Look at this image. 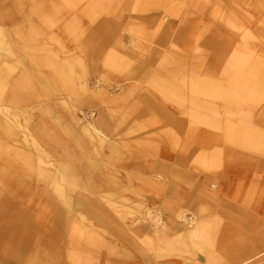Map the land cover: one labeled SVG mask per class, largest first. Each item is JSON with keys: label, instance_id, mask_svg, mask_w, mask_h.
Segmentation results:
<instances>
[{"label": "rangeland", "instance_id": "obj_1", "mask_svg": "<svg viewBox=\"0 0 264 264\" xmlns=\"http://www.w3.org/2000/svg\"><path fill=\"white\" fill-rule=\"evenodd\" d=\"M230 4L243 14L245 30L224 21ZM0 22L1 53L15 66L5 91L23 73L37 87L51 88L38 90L20 114L23 123L30 116L33 137L51 154L43 168L52 174L59 159L82 157L65 127L83 137L88 157L77 191L104 214L98 220L79 208L83 221L73 212L77 225L96 239L86 235L80 245L71 237L74 219L67 216L60 228L46 221L50 207L60 205L50 177L33 171L18 193L6 186L2 172L8 166L0 157V206L11 201L22 209L8 213L5 206L0 214V264H264V149L230 138L247 125L264 136V97L247 98L249 91H264V76L245 65L238 97L219 91L228 89L236 56L260 58L264 68V0H0ZM249 29L253 38L244 37ZM36 56L43 58L38 64ZM166 62L181 67L175 74L179 96L161 87ZM64 69L75 78L68 87L60 82ZM194 78L213 82L219 94H192ZM193 112L213 123L196 120ZM78 119L97 121L107 141L100 145L87 136ZM45 127L47 137H40ZM57 135L72 148L69 158L50 142ZM27 139L17 128L11 146L36 155L29 131ZM19 213L33 227L15 258V247L6 245L18 228L7 225Z\"/></svg>", "mask_w": 264, "mask_h": 264}, {"label": "bare ground", "instance_id": "obj_2", "mask_svg": "<svg viewBox=\"0 0 264 264\" xmlns=\"http://www.w3.org/2000/svg\"><path fill=\"white\" fill-rule=\"evenodd\" d=\"M169 1H172V0H169ZM255 4H257V3H255ZM229 6H231V7H230L229 11L227 12V14L224 16V21L228 25H230L236 29H244L245 30L244 24H246V23H245L244 17L242 16L243 14H240L239 12H237L236 9L231 4ZM260 8H262V5ZM260 8L258 7L257 9H260ZM253 9H255V8H253ZM173 10L174 9H172V11ZM37 12L42 17L43 20L47 18L46 17L47 16L46 15V9H45V7H43V5H40L39 7H37ZM242 17H243V19H242ZM240 18H241V22L243 24L240 23ZM243 34H244V37H248V38L255 36L254 31L251 29L246 30L245 33H243ZM29 41H30V39L27 37V43L28 44L30 43ZM1 50L2 51L6 50V47H5V41H4L3 25L0 22V157L4 161L7 162V166H8V170L6 168L2 172L3 178L4 179L8 178L6 180V183H7L6 186L9 187L10 189L15 188L16 192L19 193L20 190L28 187L27 186L28 185V177L30 176V174L33 171L38 176H41L43 178H45V177L49 178L50 177V181H52L54 193L56 194V197L59 199L60 205H59L58 200H57L58 204L56 203L57 205L50 207V213L51 214L50 213H49L50 215L48 214V216L46 217V221L50 222V224L60 228V227L64 226L65 219L68 216V218L70 217L71 219H74V221L72 222L73 226L71 227V230H70L71 237L75 238L74 240H76L81 245L83 243L85 236L87 235L88 238L86 237L85 240L89 239V237H90L91 241H96V239L94 237H91V234H88V233L86 234L85 231L83 230V228H81L79 225H77L78 219L76 216L78 213H80L81 220H83V221L87 220V216L82 213L83 211H81V209L79 210V208H85L83 210L87 214L93 215L94 217H96V219L101 220L102 218H104V214H103L102 209L98 208L92 202H90V201L88 202L86 200L87 198L84 196V194L77 191V188L80 187V180H81L80 176L78 174V171L82 169L81 167L84 163V158L88 157V151L86 149V143L82 139L83 137L76 134V132L71 130L69 127H65V131L68 134H73L71 137H72L73 141L76 143L77 147L80 149L81 152L79 151V154L82 157L79 158L78 160H74L73 162L69 161V160L68 161L67 160L61 161V159H59V162H57L55 165L56 171L52 174L49 173L48 169L43 168L42 162L44 163V161H43L44 158L46 156L50 157L51 154L47 150H45L44 148L39 147V142L37 141L38 138L33 137L35 135L29 129L28 118L30 116H28V115L25 116V119H24L25 121L23 123V119L21 118L20 114L27 112V109H25V106L28 104V102L31 98L37 96L38 90L43 91V92H51V88L48 85H43L42 87L41 86L37 87V84L33 81L31 75L29 73H27V74L23 73L12 81V83L9 87V91L6 92L5 88L8 86L7 84L9 83V76L13 72V70L15 69V66H14V63L11 64L10 62L5 61V59L1 53ZM11 51H12V48L10 46L9 52H11ZM239 54H240V52H239ZM190 55H192V54H190ZM236 57L237 58L234 61H231L230 66L228 67L227 74H229L231 77V81L229 83L228 89L227 88L226 89L225 88L224 89L219 88L220 92L223 91L221 93L222 96L227 98V99H230V100H232V99L234 100L236 98V96L238 97L239 92H237L235 90H239L244 83L246 84V81L244 82L242 75H241V72H240L242 67H244L245 65L249 66L250 68L252 67L251 68L252 70H255L256 72L258 71L260 76H262V77L264 76V74H263L264 72H262V71H264L263 70L264 68H261L260 58L258 60L259 62H253L251 60V57L247 53L242 54L240 56H236ZM175 58H176V56H175ZM257 59H258V57H257ZM42 60H43V58L40 56H36L34 59V61L37 64L39 62H41ZM185 60H186V58H185ZM162 62H163V60H162ZM124 66H126V65H124ZM185 67H184V70H185ZM190 67L192 68V66H190ZM186 68L188 69V67H186ZM71 70L72 69H70V71H66L64 69L62 72L60 71V73H59L60 82L63 83L65 85V87H68L67 85H70L75 80L73 72ZM179 72L180 71L174 72V69L172 70V68L167 67L166 71L161 72L163 75H160L161 87L163 89H165L166 91H168V93L173 97L179 96V92H180L179 91L180 88L177 86L178 84L176 85V81H175V78H176L175 73L179 74ZM129 76H130V74H129ZM131 76H133V75L131 74ZM184 76H185V74H184ZM186 77H190V76L186 75ZM191 77H192V75H191ZM191 81H192V83H191L192 94L194 93L193 90H195L197 92L199 91L202 93H208V94H213V95L219 94V93H215L217 91V88L214 87V85L212 84L213 82L208 81L206 78L203 80H200L198 78H194V79H191ZM186 82H187V80H186ZM221 83H223V82H221ZM245 84H244V86H245ZM146 89H148V88H146ZM254 90L249 91V94H247L248 99L254 101L255 99H259L260 97H264V91H260L258 89L255 91ZM180 95H181V93H180ZM181 99H182V97H181ZM163 100H164V98H163ZM204 102H206V101H204ZM184 103H186V102L184 101ZM222 103H223V101H222ZM196 108H198V105ZM209 112H211V111H209ZM193 117L196 120L201 121V122L206 123V124L213 123L207 117H205L199 113H196V112H193ZM218 120H219V118H218ZM77 121L79 122V119ZM222 123H224V121H222ZM80 125L82 127V130L85 131L86 135L91 137L92 139H96V141L100 145H102L103 143H105L107 141L106 136L104 135V132L102 131V129H100V125L97 121L90 120L85 124L80 123ZM247 126H250V125H247ZM247 126L244 127L246 129L242 130L241 135H236V138L233 135V136H230V138H232V139L234 138V140H236L239 144L244 145V146H251V147L264 149V136L259 131H255L253 129H250V127L248 128ZM17 128H21L23 130L26 140H28L27 138H28V131H29L30 136H32V139H33V144H35L37 147L38 153H36V155H33L30 152H25L22 149L13 148L11 146L12 145L11 140L17 132ZM237 130H238V128H237ZM223 131H225V129ZM47 132H48L47 127L42 128L39 131L40 137H47ZM50 138H51V141H50L51 143H53L57 146H62L64 148L63 155H65L66 158H69L70 156H72V153H73L72 148L69 146H66L67 142L62 141V138H60L59 135H57L56 137L51 136ZM219 152L220 151H218V153ZM205 160H207V159H205ZM34 161L37 162L38 166L35 165ZM46 163H50L51 165L55 164L54 162H46ZM88 163L90 165L94 166L93 161H88ZM15 168H17L18 170L14 171L11 174L10 172H12ZM9 174H11V175H9ZM158 177L161 178L162 176H158ZM0 188H1L0 189V196H1L2 192H3L2 190L4 188H3V186H0ZM18 195H20V194H18ZM74 195H75V197H74ZM19 202H21V200H19ZM3 203L0 206V214L1 215H4V213H5V206L8 209V211H7L8 213L14 212L16 207H19V205H17L16 202L7 201L6 205H5V202H3ZM19 211H22V209L20 208ZM73 212H75L77 214L73 215ZM21 215L22 214L19 213V216H17L15 219L10 220L8 222V225H7V227H9L11 230L14 228H18V229H15V233L12 234L9 242L6 245V247L9 250L11 247H15L14 248L15 251L13 253L14 257H15V255L18 257L19 253L23 252L26 249V245H25L26 240H28V239L30 240V238H28V230H27L28 228L27 227H29V228L33 227L32 222L30 223V218L27 216H26V218H22ZM6 216H8V214H6ZM22 219H26V221L23 222ZM33 224H34V222H33ZM200 225H201V223H198L194 227L196 234H198V232L200 231ZM92 236H93V234H92ZM10 252H12V251H10ZM74 253L77 255L78 251L74 250V252L71 255H73ZM71 258H72V256H71ZM76 260H77V258H76ZM33 261H35V260H33ZM27 263H29V262H27ZM31 264H34V263L31 262ZM43 264H47V261L45 260Z\"/></svg>", "mask_w": 264, "mask_h": 264}, {"label": "crops", "instance_id": "obj_3", "mask_svg": "<svg viewBox=\"0 0 264 264\" xmlns=\"http://www.w3.org/2000/svg\"><path fill=\"white\" fill-rule=\"evenodd\" d=\"M172 64H173V62H169V65H167V62H166V63H165V66H164L165 69H164L163 71H165V70L167 69V67H168V68H172V70L174 69V72L180 71V68H181V67L175 69V68H174V64H173V65H172ZM171 66H172V67H171ZM186 70L189 71L190 68H188V69H186ZM175 74H176V73H175ZM181 74H182V73H181V71H180V72H179V75H181ZM176 75H178V74H176ZM186 84H187V85H186ZM186 84H185V85H186L187 87H189V86H188L189 84H188V83H186Z\"/></svg>", "mask_w": 264, "mask_h": 264}]
</instances>
